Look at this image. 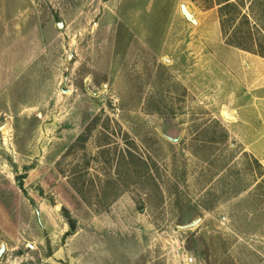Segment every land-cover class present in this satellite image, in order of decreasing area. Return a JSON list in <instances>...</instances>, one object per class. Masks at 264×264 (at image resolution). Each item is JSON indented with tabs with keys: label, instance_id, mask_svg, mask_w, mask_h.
<instances>
[{
	"label": "rangeland",
	"instance_id": "374dc122",
	"mask_svg": "<svg viewBox=\"0 0 264 264\" xmlns=\"http://www.w3.org/2000/svg\"><path fill=\"white\" fill-rule=\"evenodd\" d=\"M209 3L0 0V264H264V56Z\"/></svg>",
	"mask_w": 264,
	"mask_h": 264
},
{
	"label": "trees",
	"instance_id": "16d2710c",
	"mask_svg": "<svg viewBox=\"0 0 264 264\" xmlns=\"http://www.w3.org/2000/svg\"><path fill=\"white\" fill-rule=\"evenodd\" d=\"M210 0L209 7L217 6L220 24L226 42L229 45L257 53L264 56V51L256 46L254 26L251 22V13L254 14L256 5H264V0ZM247 6V9L245 7ZM22 187V182H19ZM64 214L71 227H76L73 217L69 210L64 207Z\"/></svg>",
	"mask_w": 264,
	"mask_h": 264
},
{
	"label": "water",
	"instance_id": "95a60500",
	"mask_svg": "<svg viewBox=\"0 0 264 264\" xmlns=\"http://www.w3.org/2000/svg\"><path fill=\"white\" fill-rule=\"evenodd\" d=\"M181 10H182V13H183V14H184L189 20H191V21H193V22H197V19H196V17H195L194 12H191L185 3H182V4H181ZM62 26H63V22L60 21V22H59V27H62ZM223 114H224V116H225L226 118H228V119H235V118H236L235 115H234V113H233L231 110H229V109H224V113H223ZM5 126H6V124L1 125V126H0V130L3 129ZM168 137H169L170 139H172V140H175V141L178 140L177 137H171V136H168ZM58 206H59V205H57V207H58ZM199 220H200V218L194 219V220H192L191 222H189V223H187V224L181 225V227H183V228L192 227V226L196 225V224L199 222ZM4 251H5V243L2 242V244H1V246H0V256L3 254Z\"/></svg>",
	"mask_w": 264,
	"mask_h": 264
}]
</instances>
